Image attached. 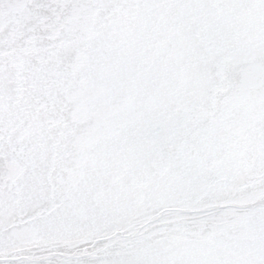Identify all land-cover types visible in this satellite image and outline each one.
Segmentation results:
<instances>
[{
	"label": "snow or ice",
	"instance_id": "1",
	"mask_svg": "<svg viewBox=\"0 0 264 264\" xmlns=\"http://www.w3.org/2000/svg\"><path fill=\"white\" fill-rule=\"evenodd\" d=\"M0 264H264V0H0Z\"/></svg>",
	"mask_w": 264,
	"mask_h": 264
}]
</instances>
